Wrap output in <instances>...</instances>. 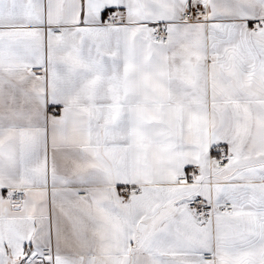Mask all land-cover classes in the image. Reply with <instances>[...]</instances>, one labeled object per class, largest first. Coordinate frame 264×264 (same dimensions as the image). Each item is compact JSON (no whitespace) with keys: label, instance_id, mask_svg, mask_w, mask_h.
Returning <instances> with one entry per match:
<instances>
[{"label":"snow or ice","instance_id":"snow-or-ice-1","mask_svg":"<svg viewBox=\"0 0 264 264\" xmlns=\"http://www.w3.org/2000/svg\"><path fill=\"white\" fill-rule=\"evenodd\" d=\"M0 264H264V0H0Z\"/></svg>","mask_w":264,"mask_h":264}]
</instances>
